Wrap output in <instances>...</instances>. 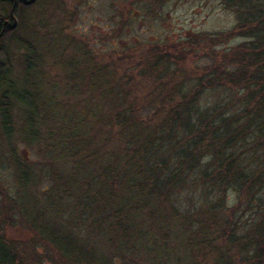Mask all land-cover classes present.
Masks as SVG:
<instances>
[{
	"label": "trees",
	"instance_id": "obj_1",
	"mask_svg": "<svg viewBox=\"0 0 264 264\" xmlns=\"http://www.w3.org/2000/svg\"><path fill=\"white\" fill-rule=\"evenodd\" d=\"M222 1L236 15L234 32L248 40L232 52L228 64L205 70L191 89L184 90L174 71L168 74V51L153 48L142 61L159 82V100L147 104L154 107L151 118L139 120L137 109L123 99L116 85L110 93L115 110L107 119L113 131L109 129L97 141L99 148L111 143L106 155L82 154L78 163L73 148L80 140L85 144V139H79V134L61 138V134L49 150L61 156L66 150L68 158H60L66 160L69 171L65 176L52 173L51 187L39 193L33 190L38 179L34 172L20 162L13 164L15 197L0 208V264H32L24 257L29 242L31 246L46 244L44 247L63 264H264V0ZM21 8L14 11L18 18ZM8 10V5L0 2V17ZM4 36L5 32L0 38ZM25 47L34 58L31 46ZM6 49L0 45L5 55ZM32 58L25 59L26 75L32 69ZM3 68L0 84L7 83L8 89L0 95V125L9 136L14 103L23 105L32 116L35 105L33 93L3 77L7 73ZM223 83L238 90V103L201 108L199 100L205 91L222 88ZM175 96L177 101L169 105ZM233 108L234 115L227 116ZM163 114L160 120L155 118ZM31 120L29 116V126L34 125ZM64 127L59 133L84 129L85 124L82 119L67 120ZM32 136L36 139L37 135ZM254 160L259 165L250 170L247 162ZM94 163L96 172L90 174ZM197 183L207 185L208 197L203 193L194 211L180 210L175 203ZM223 187L247 196L244 211H250L251 216L242 222V227L246 226L243 234L238 213L242 203L233 209L236 219L228 218L217 201L220 196L213 195L215 190L220 194ZM70 209L78 210L71 214L76 218L61 222L63 210ZM16 214L32 231L29 242H12L5 237V228L16 220ZM85 223L101 229L93 237L97 239L102 233L99 241H105L108 248L76 240L83 238L80 233L86 230Z\"/></svg>",
	"mask_w": 264,
	"mask_h": 264
},
{
	"label": "rangeland",
	"instance_id": "obj_2",
	"mask_svg": "<svg viewBox=\"0 0 264 264\" xmlns=\"http://www.w3.org/2000/svg\"><path fill=\"white\" fill-rule=\"evenodd\" d=\"M20 13L18 28L9 29L0 38V45L7 48L6 55L0 50V67L7 70L3 77L33 93L35 108L32 116L23 105L14 103L13 127L9 136L3 133L0 125V208L6 207L9 199L15 197L14 163L20 162L34 172L38 179L33 190L36 189L37 193L51 187L52 173L67 174L69 165L61 159L68 158L66 150L62 156L52 148L49 150V145L61 134V138L79 134V139H85V144L80 140L73 148L78 163L82 154L96 152V155L101 153L104 156L111 151V143L105 142L103 148H99L97 141L104 138L109 129L113 131L107 125V119L115 110L110 93L114 92L116 85L123 92V99L137 109L139 120L152 117L154 107L147 104L159 100V82L142 61L153 48L168 51V74L174 71L177 80L184 83L182 88L188 90L205 70L207 73L216 64H228L232 52L248 41L241 33L234 32L236 15L222 0H40L32 6H22ZM27 45L31 46L34 58L31 49L25 47ZM207 46V51L203 50ZM26 58L34 59L29 75L24 71ZM161 72L166 76L162 69ZM223 84L222 88L213 85L214 89L210 87L205 91L199 100L201 108H211L217 103H238V90ZM7 87V83L0 84V95L7 91ZM168 89L169 85L164 92ZM177 98L175 96L169 105H174ZM10 101L13 102L11 98ZM235 110L233 108L227 116L232 117ZM165 115L155 118L160 120ZM29 116L33 126H29ZM79 119L83 120L84 129L59 133L67 120ZM32 135H37L36 139H32ZM77 162L75 164L79 165ZM247 165L254 170L259 164L254 160ZM95 170L96 163L90 167L89 173L94 174ZM96 188L94 185L93 189ZM185 191L175 203L182 211H194L203 193H209L206 184L198 183ZM217 194L220 196L217 201L223 204L224 216L228 218L237 213L233 209L242 203L238 212L239 227H242V222L251 216L250 211H244L247 196L241 197L237 190L225 187L220 189V194L215 190L213 195ZM208 199L214 200V197ZM63 211L61 222L70 223L75 217L72 218L71 214L78 210ZM13 217L16 220L6 226L5 237L12 242H29L32 231L21 224L17 214ZM85 225L86 230L80 233L83 238L76 240L83 244L96 242L97 247L108 248L105 241L103 244L99 241L102 233L97 239L93 237L96 232L99 235L101 229L95 224ZM103 227H106V220ZM245 227H242V234ZM63 229L67 231L68 228L65 225ZM105 235L109 234L105 232ZM44 245L31 246L29 242L24 257L32 264H63ZM136 261L141 262L140 259Z\"/></svg>",
	"mask_w": 264,
	"mask_h": 264
},
{
	"label": "flooded vegetation",
	"instance_id": "obj_3",
	"mask_svg": "<svg viewBox=\"0 0 264 264\" xmlns=\"http://www.w3.org/2000/svg\"><path fill=\"white\" fill-rule=\"evenodd\" d=\"M30 1H32V0H0L1 3L6 4L9 7L8 13L6 15H3L2 17H0V37L7 30H9V29L14 30L15 28H17V25H16V27L14 29H11V26H12L14 20H16V22L18 24L17 16L14 13L16 8L21 7V6H23V7L32 6L40 0H34V2H32L31 4H27Z\"/></svg>",
	"mask_w": 264,
	"mask_h": 264
},
{
	"label": "water",
	"instance_id": "obj_4",
	"mask_svg": "<svg viewBox=\"0 0 264 264\" xmlns=\"http://www.w3.org/2000/svg\"><path fill=\"white\" fill-rule=\"evenodd\" d=\"M32 2H34V0L30 1V2L27 3V4H31ZM16 25H17V22H16V20H14V22H13V24H12V26H11V29H14V28L16 27Z\"/></svg>",
	"mask_w": 264,
	"mask_h": 264
}]
</instances>
